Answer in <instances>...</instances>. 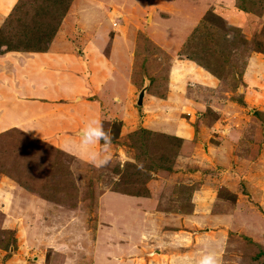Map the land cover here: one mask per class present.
Masks as SVG:
<instances>
[{
  "label": "rangeland",
  "instance_id": "374dc122",
  "mask_svg": "<svg viewBox=\"0 0 264 264\" xmlns=\"http://www.w3.org/2000/svg\"><path fill=\"white\" fill-rule=\"evenodd\" d=\"M16 4L19 10L11 15L5 35L13 43L25 38V31L30 38L41 25L47 33L50 27L56 28L60 53L75 54L85 46L90 51L91 46L101 49L111 54L119 74L127 72L128 54L133 52L134 60L136 51V78L146 69L163 82L174 63L188 58L214 75L189 60L187 66L198 68L199 76L210 74V81H202V90L187 92L186 87L192 86L183 77L180 105L168 102L164 83L154 84L150 92L145 78L135 85L129 102L102 109V123L112 129L114 139L109 149L112 162L102 168L90 162L80 145V133L72 139H36L15 123H0V260L13 256L11 264H172L169 255L175 246H182L184 236L224 230L220 225L225 226L229 211L216 201L238 198L251 207L247 214L236 215L239 220L234 227L246 230L239 237L248 245L230 240L226 254L230 264H264V250L252 242L264 243V0H64L60 9L52 6V0H17ZM71 5L73 9L87 5L99 14L96 30L86 28L81 33L83 23L77 10L68 12ZM45 9L49 10L44 19L46 14L39 13ZM16 18L35 23L25 30L12 22ZM39 37L41 47L46 38ZM114 38L115 49L110 52ZM183 69L182 73L190 71L182 65ZM123 80L117 77L120 83L107 89L110 97L127 89ZM146 85V104L166 101L171 107L165 112L159 109L158 125L149 123L154 113L136 104ZM192 128L194 133L189 135ZM130 133L138 134L131 137ZM208 144L220 148L222 167L204 160L199 175L205 181L195 179L197 186L188 189L185 181H192L183 169L192 166L191 149L203 153ZM102 147L99 142L90 149L101 152ZM179 155L182 167L177 165ZM169 174L173 175L165 192L176 185L172 199L181 201L175 204L171 199L168 204L164 195L158 201L148 200V186H160V178ZM22 199L31 205L26 216L24 203L19 205ZM173 213L179 216H170ZM171 222L183 235L175 244L163 232ZM207 238L202 240L208 242Z\"/></svg>",
  "mask_w": 264,
  "mask_h": 264
},
{
  "label": "crops",
  "instance_id": "0c3cea01",
  "mask_svg": "<svg viewBox=\"0 0 264 264\" xmlns=\"http://www.w3.org/2000/svg\"><path fill=\"white\" fill-rule=\"evenodd\" d=\"M16 1L17 0H0V28L2 27L9 13L14 8ZM87 5L74 7V9L77 10V13L79 12L78 20L83 23V25L80 26L82 30H80L81 33H83L84 29L86 28L94 31L98 26L95 20L99 18V14L94 13V10L89 9ZM72 6L73 5H71V9L68 10V12L74 10ZM96 7H99V5H97ZM97 10H100V7ZM106 36L103 38L104 41L108 40ZM97 38L98 37H96V40ZM59 39H61L59 34L54 36V38L49 43L47 50L44 52L4 51L2 54H0V123L2 125L15 123L22 128L18 129L23 131L25 130L27 134H31V136H34V138L36 139H46L47 137L49 140H56V137L59 138L60 136H63L66 139H72L73 136L81 133V129L84 127V124L88 120L97 119L101 122L105 121L101 119L100 111L106 106L109 107L113 105L114 108H117L123 103L126 104L127 102H129L126 101L127 98H130V95L133 93V91H136L132 79V69L134 64L133 52H129L128 54L129 66L127 72H125L124 74H119L115 72L117 70L115 69L116 65L111 63V54L105 55L104 52L102 53L101 49L96 50L92 46V51L89 50V46H85L83 50L78 49L76 51L77 53L75 54L71 52L63 54L60 53L61 50L57 46V42L59 41ZM90 40L92 45L95 46L94 40ZM96 40L95 42H97ZM111 43L112 46L109 48L110 52H112V49H115V47L113 46L116 43V39L114 38ZM155 43L161 46L160 43ZM163 48H165V45L163 46ZM80 53L81 55L78 57ZM188 61H182V59H180L170 67L166 87V90L168 92V102L174 101L176 102V104L180 105V101H182V83H184L182 82V79L187 77L190 81L189 84L192 86L191 88L186 87L185 90H187V92H190L197 88L199 90H202L205 88L204 86L200 85L202 81L205 80L207 84L210 81L209 73L208 76H205L203 74L201 75L202 77L199 76L198 73H201L198 69L199 67L195 69L192 65L187 66V63H189ZM90 62H92V67H90ZM182 62L184 64H182ZM182 65L183 67L189 68L190 71L182 73L184 71V69L182 70ZM192 68L193 70H191ZM121 76L124 78L123 81L126 82L127 89L124 92L122 91L121 94H116L110 97L109 91L107 89L112 85L120 83V81L116 80L117 77ZM199 78L202 79L199 80ZM83 95L86 97H82ZM147 97L148 95L144 96L142 106L144 105V107H146V113H154L149 117V123H152V125H158L157 117L162 116L161 110L164 109L165 112L166 109H170L171 107L166 101L157 103L152 102L154 100H151L146 104ZM194 106L196 107V104ZM148 107H150L149 109L151 111L147 110ZM159 109L161 110L159 111ZM158 112L160 113L157 116ZM122 119L123 118H121L120 121H122ZM28 125L30 126V132L27 130ZM171 127L173 130L174 128L172 125ZM199 132H202V134L204 133L203 129H199ZM192 133H194L193 128L192 132L190 130L189 135H192ZM212 133L215 134L216 132L212 130ZM173 136L184 138V136L182 135ZM191 147L192 146H190L189 149H191ZM60 148L62 149V147ZM191 150L193 151L190 154V158L192 159V166H186L183 170H185V175H189L188 178L190 179V181H192L191 183L186 184L188 182V180H186V183L184 185L186 186V188H191L193 190L197 186V182L195 179L200 182L205 181L199 175L203 172V166L201 164L204 160L210 159V163L213 162L214 164L221 167L222 164L218 158V153L221 151L220 148H213L208 144L207 148H204L203 153L194 151L193 149ZM179 159L181 163L177 162V165L182 167V155L181 157L179 155ZM176 168L178 167L176 166ZM173 174H169L167 177L160 178L161 184L158 187H155L152 184L149 185L148 194H146V197H148L147 199L157 200V198L164 195L163 197L165 198V201H167V203L169 204L172 197H175L176 195L174 193L176 185L173 184L171 186V191L169 193L168 191L165 192L166 190L164 186H166V188L169 187V185L167 184V180H169ZM154 187L156 188V191H154ZM181 199L182 198H180L178 202H174L173 199L172 201L173 203L178 204ZM26 201L31 202L28 198ZM233 201L227 203L223 201L220 202V200L216 201L220 206H226V209H228L229 211L227 212L228 215L226 216L227 219L225 222V226L220 225V227L224 228V230L221 229L217 232L205 231L202 235H199L196 233V231H193V234L184 236L185 239L184 243L182 240V246H175V250L173 249V251H171V254L169 255V257L171 256V258L174 259L172 264H181L182 257L184 256H191L195 258L198 251L205 245H207L209 241L213 244L211 246L207 245L208 250L215 251L217 253L219 260L222 261V263L220 262V264L231 263V259L226 254L227 244L229 243V241L234 240L241 242L242 245H248L247 240H241V238L239 237H242V235H246V230L242 227V231L234 229V227L237 226L236 221L239 220L236 219V215L238 213L247 214L246 212L251 210L250 205L246 202L243 203V200L236 198V200L234 202ZM28 202H25L22 199L19 204L23 207L24 203L25 216L27 214H30L28 211L31 205ZM170 208L171 207H169V209ZM172 215H174V217L179 216L178 213H173L170 216ZM238 218L243 219L244 217ZM208 220L209 223H213V219ZM169 225L171 226L167 227L163 232L166 236L172 238V242L183 236L182 230L179 229L180 231H178L175 224L171 222ZM258 230L259 232L257 231V233L255 234L256 236L260 234V228ZM250 231L255 232L252 229H250ZM214 233H217L215 236L216 238L212 236ZM204 236L208 237V242H204V240H202V237ZM237 239H239L240 241ZM252 242L257 243L259 247L264 250L263 242H259L256 240H252ZM224 243H226L225 247L222 246V244ZM173 244H175V242H173ZM11 257L13 256H10L8 258L10 259ZM9 259H5L4 262H2L1 259L0 264H11L9 262ZM19 263L22 264V261H19Z\"/></svg>",
  "mask_w": 264,
  "mask_h": 264
},
{
  "label": "trees",
  "instance_id": "16d2710c",
  "mask_svg": "<svg viewBox=\"0 0 264 264\" xmlns=\"http://www.w3.org/2000/svg\"><path fill=\"white\" fill-rule=\"evenodd\" d=\"M67 1H69V0H67ZM71 1V0H70ZM52 2H53V4H55V5H52V6H54L55 8H61L64 4V0H52ZM69 4V3H68ZM67 4V5H68ZM67 5H66V7H65V12H62L63 14H65L66 15V13H67V9H68V7H67ZM65 6V5H64ZM20 6H18L17 4L14 6V8H13V11H12V13L10 14V15H8V17L6 18V20L4 21V23H3V26L0 28V54H2L4 51H28V52H44V51H46L47 50V47H48V45H49V43L51 42V40L53 39V36L56 34V28L55 29H53L52 27H50L49 28V33H47L48 32V30L46 29V28H44V27H41V25H39V27L37 26L36 27V29H35V32H33V34H32V36L30 37V38H28V37H26V35H27V31H25L26 32V35H25V38H22L21 40L19 39L16 43H13L11 40H9V38L7 37H5V35H7L6 34V28H7V24L9 25V24H11V22H9V21H11V15H16V13H17V11L19 10L18 8H19ZM48 10L49 9H45L44 11H41V13H39L40 14V16L42 15V14H46L45 16H44V19H45V17H47V12H48ZM245 12H247V11H245ZM61 13V15H60V21H61V18L63 17V14ZM64 15V16H65ZM12 22H15L16 24H19L20 26H22L25 30H27L28 29V27L31 25H34V23H35V20H34V23H33V21H30V22H28V21H25V20H23V19H21V18H16L14 21H12ZM43 30V31H45V32H42L41 30ZM37 29H38V31H37ZM42 34H44V36H45V38H46V40H45V42H46V44H45V42H44V44H43V46H41L40 47V45H41V43L43 42V39H41L39 36H41ZM33 35H35V38H34V36ZM15 36H17V35H15ZM20 36V35H19ZM17 38V37H16ZM18 38H20V37H18ZM12 40L13 39H15V38H11ZM154 45V44H153ZM2 48H3V50H2ZM138 53V52H137ZM137 53H136V51H135V53H134V64H133V69H134V74L132 73V79H133V83H134V85H137V84H140V83H143V81H144V79L146 78V80H148V82H149V87H148V90L150 91V92H152V89L154 88L153 87V85L155 84V86H156V84H158V82L160 83V84H163L164 83V88H166L167 87V81H168V72L167 73H164V77H165V81H163L162 82V80H161V77L158 79V77L157 76H152V75H150V73L146 70V69H144L143 70V73H141V75H139V78H136V75H137V71L135 70V62H136V59L135 58H137L138 59V57H137ZM189 60H191V61H193L194 63H196V65L199 67H202L204 70H206V71H208V72H210L211 74H212V76L214 75V73H212L209 69H208V67L207 66H203V65H201V64H199V63H197L196 62V60H194V59H192V58H188ZM169 67V66H168ZM137 79H139V82H137L138 80ZM151 83V84H150ZM153 83V84H152ZM166 90V89H165ZM258 115H261V114H258ZM119 126H120V123H119ZM8 131H10V129L8 130ZM8 131H5V132H8ZM133 134L135 133V132H132ZM140 133L141 134H147V131L145 130V129H140ZM133 134H129V136H131V137H133V136H135V135H137V134H135V135H133ZM140 134V135H141ZM175 139H177V138H175ZM179 140V139H178ZM113 142H114V139H113ZM112 142V143H113ZM181 142V141H180ZM100 145L101 146H103V141H101L100 142ZM233 200H235V198H233ZM232 200V201H233Z\"/></svg>",
  "mask_w": 264,
  "mask_h": 264
},
{
  "label": "clouds",
  "instance_id": "9594fccd",
  "mask_svg": "<svg viewBox=\"0 0 264 264\" xmlns=\"http://www.w3.org/2000/svg\"><path fill=\"white\" fill-rule=\"evenodd\" d=\"M80 136V145L86 151L90 158V162H92L94 166L102 168L108 166L112 162L109 149L113 142V134L110 127L105 128L101 121L90 119L81 129ZM101 141H103L101 152H95L90 149V146ZM121 167H123V161H121ZM138 168L142 170L143 165L138 164ZM181 264H220V261L217 253L208 250V246L205 245L198 251L195 258L191 256L182 257Z\"/></svg>",
  "mask_w": 264,
  "mask_h": 264
},
{
  "label": "water",
  "instance_id": "95a60500",
  "mask_svg": "<svg viewBox=\"0 0 264 264\" xmlns=\"http://www.w3.org/2000/svg\"><path fill=\"white\" fill-rule=\"evenodd\" d=\"M147 85L140 91V93L138 94V97H137V106H142V102H143V98L145 96V92H146V89H147Z\"/></svg>",
  "mask_w": 264,
  "mask_h": 264
}]
</instances>
